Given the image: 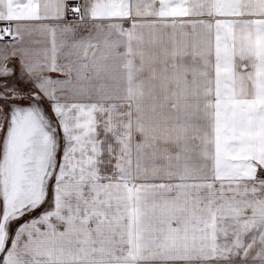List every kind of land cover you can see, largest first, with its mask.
<instances>
[{
	"label": "snow or ice",
	"instance_id": "1",
	"mask_svg": "<svg viewBox=\"0 0 264 264\" xmlns=\"http://www.w3.org/2000/svg\"><path fill=\"white\" fill-rule=\"evenodd\" d=\"M0 264H264V0H0Z\"/></svg>",
	"mask_w": 264,
	"mask_h": 264
}]
</instances>
